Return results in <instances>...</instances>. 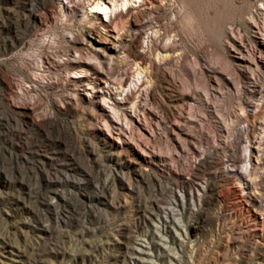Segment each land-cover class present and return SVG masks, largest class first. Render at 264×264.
<instances>
[{"label": "rangeland", "instance_id": "1", "mask_svg": "<svg viewBox=\"0 0 264 264\" xmlns=\"http://www.w3.org/2000/svg\"><path fill=\"white\" fill-rule=\"evenodd\" d=\"M93 1L0 0V264H264V0Z\"/></svg>", "mask_w": 264, "mask_h": 264}, {"label": "bare ground", "instance_id": "2", "mask_svg": "<svg viewBox=\"0 0 264 264\" xmlns=\"http://www.w3.org/2000/svg\"><path fill=\"white\" fill-rule=\"evenodd\" d=\"M148 4L150 9H154V11H158L159 9H163V7L161 6H154L152 7V3L148 2V0H94L90 5V10L89 13H92L94 15H98V14H102L103 17L105 19L108 20V23H103V21H101L100 26L101 28H99V30H101L103 32L102 29H106L109 26V22H111V15L114 16V14L118 11V10H122V9H127L128 7L132 6V4H138V5H145ZM161 4V3H160ZM156 5V4H155ZM162 5V4H161ZM164 5V4H163ZM162 5V6H163ZM100 31V32H101ZM108 37L106 36V40L108 42L111 43H115L117 40V36L112 35L110 33H108ZM164 49H159L157 50V56L159 55V52H163ZM137 260L139 258H142L139 254H137Z\"/></svg>", "mask_w": 264, "mask_h": 264}]
</instances>
